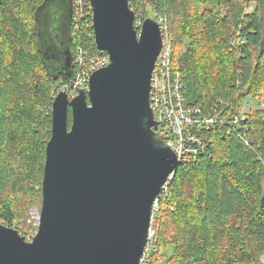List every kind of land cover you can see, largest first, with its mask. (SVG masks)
<instances>
[{"label":"trees","instance_id":"obj_1","mask_svg":"<svg viewBox=\"0 0 264 264\" xmlns=\"http://www.w3.org/2000/svg\"><path fill=\"white\" fill-rule=\"evenodd\" d=\"M46 1L0 0V223L11 228L30 206L42 205L53 101L71 83L78 47L102 54L91 3L75 22L72 0L66 49L71 66L67 73L58 67L56 76L49 74L37 20ZM129 5L136 26L147 18L162 20L187 106L205 111L220 106L231 116L241 113L246 100L263 98L264 0H129ZM50 45L46 50L53 52ZM71 121L69 109V126ZM241 127L239 135H227L223 126L206 130V150L168 180L154 224L156 249L146 252L144 264H264V107L251 108ZM166 248L172 255L161 252Z\"/></svg>","mask_w":264,"mask_h":264},{"label":"water","instance_id":"obj_2","mask_svg":"<svg viewBox=\"0 0 264 264\" xmlns=\"http://www.w3.org/2000/svg\"><path fill=\"white\" fill-rule=\"evenodd\" d=\"M90 3L94 40L110 63L91 75L88 92L55 97L38 231L27 242L0 223V264H141L153 204L180 167L150 107L159 22L147 18L138 32L129 0Z\"/></svg>","mask_w":264,"mask_h":264},{"label":"built area","instance_id":"obj_3","mask_svg":"<svg viewBox=\"0 0 264 264\" xmlns=\"http://www.w3.org/2000/svg\"><path fill=\"white\" fill-rule=\"evenodd\" d=\"M88 2L90 0H76L75 22L85 16L86 3ZM159 24L163 31L165 27L162 24V20H159ZM141 25L138 22L136 27H141ZM101 53L92 56L85 48L78 47L71 83L58 89L57 92L65 91L70 99L76 97L82 90L88 92L91 75L110 63L108 55ZM172 56L171 38L168 36L163 37L162 50L157 58L151 77L150 107L154 113L155 120L160 124L158 133L166 137L170 148L176 154L181 165L195 160L199 154L206 150L207 145L204 137L206 130L223 126L227 135H239L242 129L241 123L246 119L248 110L246 105H244L239 115L229 116L225 108L220 106H215L208 111L187 106L183 95V77L180 72H176L173 69ZM261 106L264 107V98L261 99ZM167 185L168 182L153 204L148 244L156 234L153 225L157 206L160 202V197L167 189ZM39 223L40 215L37 216L35 222L37 231ZM37 231L35 232L36 234ZM36 234L24 238L26 241L31 242ZM147 247L141 264L144 263L146 258ZM261 261L264 263V255L261 257Z\"/></svg>","mask_w":264,"mask_h":264},{"label":"rangeland","instance_id":"obj_4","mask_svg":"<svg viewBox=\"0 0 264 264\" xmlns=\"http://www.w3.org/2000/svg\"><path fill=\"white\" fill-rule=\"evenodd\" d=\"M254 6L255 5L253 4V7ZM72 9V0H47L37 13V20L40 29L39 50L42 52V56L48 73L53 76H56L59 72L58 59L63 48L68 49L69 37L71 34L70 20ZM47 43L49 45H54L56 47V52L47 51V48L45 46V44ZM261 99L262 98H253L250 100H246L244 105H246L248 111L251 108H258L261 106ZM41 206H30L28 210L21 216V218L14 222L12 228L15 229L16 227V230L18 229L17 231L20 233V235L25 238L31 236L32 234H36L35 232L37 231V228L35 226V222L37 220V216L41 215ZM159 211L160 202L157 206L155 220L159 217ZM154 230L156 231L155 227ZM155 236H153L148 244L147 251L149 254L151 253V251L156 249L154 245ZM161 252L165 253L166 256H170L172 255L173 250L171 248H166ZM148 256L150 255L146 254L144 262L147 261Z\"/></svg>","mask_w":264,"mask_h":264},{"label":"flooded vegetation","instance_id":"obj_5","mask_svg":"<svg viewBox=\"0 0 264 264\" xmlns=\"http://www.w3.org/2000/svg\"><path fill=\"white\" fill-rule=\"evenodd\" d=\"M61 65H62V63H61ZM59 67H61V68H62V66H59Z\"/></svg>","mask_w":264,"mask_h":264}]
</instances>
